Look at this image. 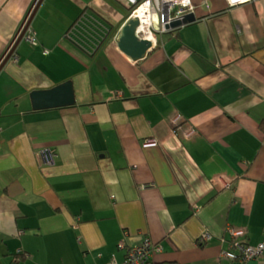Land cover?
<instances>
[{
	"label": "crops",
	"instance_id": "1",
	"mask_svg": "<svg viewBox=\"0 0 264 264\" xmlns=\"http://www.w3.org/2000/svg\"><path fill=\"white\" fill-rule=\"evenodd\" d=\"M191 1L196 21L154 23L135 61L128 1L0 0V62L37 8L0 69V264L123 263L147 235L154 264H264L221 258L231 227L264 238V0ZM84 11L111 31L99 48L67 35ZM69 80L76 105L34 109Z\"/></svg>",
	"mask_w": 264,
	"mask_h": 264
},
{
	"label": "built area",
	"instance_id": "2",
	"mask_svg": "<svg viewBox=\"0 0 264 264\" xmlns=\"http://www.w3.org/2000/svg\"><path fill=\"white\" fill-rule=\"evenodd\" d=\"M135 8L133 9L131 15H136L141 19V24L144 30L153 34L154 23H157L161 20L160 31H167L166 21L167 19H172L177 21L181 19L185 14L191 13L194 11V5L191 0H128ZM242 0H236V2H231V5H236L241 3ZM176 8V14L169 15L167 18L165 13L167 9L173 10ZM173 16V17H172ZM93 18L88 14H84L77 22L68 31V36L70 39L74 40L75 43L83 44L79 41V29H81V24L84 29L88 30L89 36L94 38V41H91L92 47L99 48L100 45L107 39L110 35V29L106 26L98 25H88V20ZM78 38V39H76ZM28 40L35 42L36 37L28 35ZM88 43V42H87ZM95 49H92L88 52L94 53ZM180 119V117H178ZM177 122V120H176ZM196 133V130L191 128L185 131L186 137L190 138ZM155 140H149L145 143L146 146L156 145ZM41 154L44 160L47 163L53 162L57 153L52 149H45L41 151ZM229 232L232 236L229 239L222 238L224 247L221 253L222 259H228L231 261H240L245 263L251 259L264 257V238L261 242L256 245L248 244L240 239L246 235V231L240 228L231 227ZM213 239V235L209 231H205L199 238V243L203 244ZM120 248H125V244L120 242ZM164 251V247L160 243H156L150 236H146L140 244L129 247L127 250V257L125 262L119 263L114 260L111 264H154L153 257L155 253ZM221 264V263H219Z\"/></svg>",
	"mask_w": 264,
	"mask_h": 264
},
{
	"label": "water",
	"instance_id": "3",
	"mask_svg": "<svg viewBox=\"0 0 264 264\" xmlns=\"http://www.w3.org/2000/svg\"><path fill=\"white\" fill-rule=\"evenodd\" d=\"M37 8L33 7L32 12L25 19L15 41L11 44L0 62V69L10 59L13 51L26 36L31 20ZM194 12L185 14L176 21V25L182 26L196 21ZM118 45L120 49L135 61L145 58L155 47L154 35L143 29L141 19L136 15H130L118 33ZM31 98L34 109H47L52 107H70L76 105V91L72 80L65 81L49 89H37L32 91Z\"/></svg>",
	"mask_w": 264,
	"mask_h": 264
},
{
	"label": "trees",
	"instance_id": "4",
	"mask_svg": "<svg viewBox=\"0 0 264 264\" xmlns=\"http://www.w3.org/2000/svg\"><path fill=\"white\" fill-rule=\"evenodd\" d=\"M129 5H128V9H129V14L131 15V13H132V11H133V9L135 8L132 4H130V3H128ZM84 14H88V11H84L82 14H81V16L75 21V22H77ZM129 15V16H130ZM74 22V23H75ZM73 26V25H72ZM71 26V27H72ZM70 27V28H71ZM90 54H92V53H90ZM147 236H149V235H147ZM151 237V236H150ZM230 240V239H229ZM241 240V239H240ZM241 241H243V242H245V243H248L247 241H245V240H241ZM157 243V242H156ZM136 245V244H135ZM132 246H134V245H132ZM129 247H131V246H129ZM129 247H128V249H129ZM126 257H127V254H126ZM154 259V258H153ZM154 263V262H153ZM222 264V263H221Z\"/></svg>",
	"mask_w": 264,
	"mask_h": 264
},
{
	"label": "rangeland",
	"instance_id": "5",
	"mask_svg": "<svg viewBox=\"0 0 264 264\" xmlns=\"http://www.w3.org/2000/svg\"><path fill=\"white\" fill-rule=\"evenodd\" d=\"M126 1H128V0H126ZM126 1L124 0V4H125V5H126V3H127ZM125 2H126V3H125ZM128 3H129V2H128ZM198 240H199V239H198ZM198 242H199V241H198Z\"/></svg>",
	"mask_w": 264,
	"mask_h": 264
},
{
	"label": "clouds",
	"instance_id": "6",
	"mask_svg": "<svg viewBox=\"0 0 264 264\" xmlns=\"http://www.w3.org/2000/svg\"><path fill=\"white\" fill-rule=\"evenodd\" d=\"M231 2H233V3H234V2H236V0H231Z\"/></svg>",
	"mask_w": 264,
	"mask_h": 264
}]
</instances>
